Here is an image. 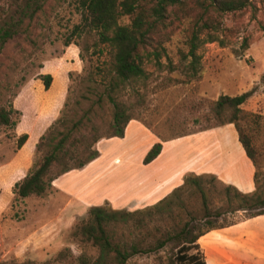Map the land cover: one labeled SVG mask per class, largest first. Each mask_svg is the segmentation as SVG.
<instances>
[{"label": "rangeland", "instance_id": "1", "mask_svg": "<svg viewBox=\"0 0 264 264\" xmlns=\"http://www.w3.org/2000/svg\"><path fill=\"white\" fill-rule=\"evenodd\" d=\"M251 3L241 11L222 16L214 31L221 43L200 45L195 69L189 63L190 57L183 56L187 46L182 25L174 21L167 28L161 57L145 60V75L113 92L126 116L141 121L160 140L188 135L176 143L181 162L185 157L180 152L195 144L196 137H191V132L220 124L231 116L230 109L220 113L214 109L219 96L249 91L250 96L240 106L238 123L251 137L258 170L264 173V0ZM1 28L12 29V35L0 43V107L14 108L10 118L15 125L21 120V112L14 107L16 97L23 102L29 99L31 119L38 113L36 109L47 102L48 89L44 88L42 75L50 74L51 83L53 79L54 86L63 83L66 90L51 125L64 113L67 117L80 112L89 103V88L94 85L101 90L111 77L113 50L88 25L87 13L75 0H0ZM67 42L70 44L66 46ZM72 51L78 53L75 61L66 55ZM96 98L91 96L93 102ZM94 110L98 133H103L112 115V104L107 102L101 109L95 104ZM15 125H0V166L17 152L20 135L15 137ZM48 128L42 135H47ZM83 136H91L87 128L75 134L78 139ZM102 139L94 145L97 158L59 176L66 189L76 194L73 198L77 202L61 200L52 187L41 196L19 198L12 192L13 186L11 192L0 186V264H81L79 257L93 259L98 255V248L77 233L91 206L135 210L148 205L135 189L142 160L135 154L129 156L125 144L129 136L125 142L117 137ZM46 151L42 141L40 149L35 148L29 169ZM209 161L216 164L211 157ZM58 170L59 165L54 164L49 176ZM212 184L219 191L224 183L216 178L209 188V198L220 204V195ZM184 188L186 208L196 209L198 199L193 197V188ZM81 202L91 206L82 208L85 206ZM262 220L241 221L234 227L208 232L210 243L198 241L207 264H264ZM175 221L163 214L154 224L167 230ZM115 230L120 238H132L128 224H119ZM169 255L170 249L166 248L134 256L127 264H161Z\"/></svg>", "mask_w": 264, "mask_h": 264}, {"label": "trees", "instance_id": "2", "mask_svg": "<svg viewBox=\"0 0 264 264\" xmlns=\"http://www.w3.org/2000/svg\"><path fill=\"white\" fill-rule=\"evenodd\" d=\"M75 1L87 13L88 25L98 33L101 42L113 50L111 77L101 90L94 85L89 88V103L80 112L74 111L73 115L67 117L65 113L62 114L47 129V135L40 137L36 150L40 149L43 141L47 151L21 180L14 183L12 192L19 198L45 194L54 179L71 170L80 169L97 158L99 153L94 145L100 139L124 137L125 127L131 118L126 116L124 106L114 100L113 92L144 76L145 60H158L161 57L165 51L163 43L168 36L167 28L174 21L182 25L183 39L187 46L183 56L190 57L189 63L195 69L199 46L214 41L221 43L214 31L222 16L225 13H236L252 4V0ZM11 35L12 29L1 28L0 43H4ZM69 44L67 42L66 46ZM41 80L44 88L48 89L51 75H42ZM92 95H97L95 102L91 100ZM249 96V91L234 96L221 95L215 101L214 109L217 113L231 110V116L220 124H234L238 140L254 167L253 190L242 192L233 185L222 184L218 191L212 184L211 187L220 195V204H217L209 198L212 195L210 184L216 180L215 176L187 173L182 182L163 198L143 208L115 210L91 206L88 218L80 223L77 233L98 248V255L93 259L79 257L81 264H127L134 256L155 254L166 248L170 249V255L161 264H207L198 241L207 240L210 243L208 232L264 215V173L258 170L251 137L238 123L240 106ZM107 102L112 104V115L106 131L98 133V126L94 122L97 115L94 106L97 104L101 109ZM76 104L79 105L78 102ZM14 111L11 105L8 109L0 107V125H15L10 118ZM86 128L91 133L89 138L75 137L76 133ZM26 139L27 134L20 135L16 148H20ZM163 141L166 140L159 139L152 144L142 164L150 163L159 155ZM54 164L59 165V170L49 176ZM185 186L192 187L193 197L198 199V206L194 210H188L182 198ZM163 214L172 221L177 220L167 230L154 224ZM233 214L240 215L234 217ZM119 224L130 225L132 238L127 240L117 236L115 229ZM144 229L146 232H143ZM47 264L53 262L47 261Z\"/></svg>", "mask_w": 264, "mask_h": 264}, {"label": "crops", "instance_id": "3", "mask_svg": "<svg viewBox=\"0 0 264 264\" xmlns=\"http://www.w3.org/2000/svg\"><path fill=\"white\" fill-rule=\"evenodd\" d=\"M66 55L74 61L78 59L76 51L68 52ZM65 95L66 90L63 83L60 86L59 84L54 86L53 79L47 91V102L36 109L38 113L34 115L33 119L28 116V106L31 104L29 99L27 98L23 102L20 97H16L14 107L21 112V120L14 126V134L15 137L27 134V139L17 149L10 161L0 166V186L4 190L11 192L14 183L27 173L36 144L42 133L57 117ZM190 135H192L191 137H196L195 144L193 146L188 145V151L180 152V156L185 157L183 162L179 161L176 143L188 135L163 141L159 155L150 163L140 166V173L137 175L138 183H136L137 187L135 189L139 191L141 200L146 205L163 198L172 188L182 182L183 177L187 173L212 174L224 184L233 185L242 192L253 190L254 167L238 140V134L233 123L200 128L191 132ZM128 136L130 139L125 142ZM122 139H124L128 147L129 156L131 157L135 154L138 156V160H142L152 144L159 141L141 121L134 119L127 123ZM210 157L215 160V165L210 164ZM60 177L52 181L51 187L59 196L58 198L61 200L67 199L69 204L71 200H75L73 197L76 194L70 193L66 189L64 184L61 183ZM82 204L85 206L82 208L91 206L89 203L83 202ZM253 219H263L262 221H264V218L253 217L242 222H248ZM238 224L222 229L231 228Z\"/></svg>", "mask_w": 264, "mask_h": 264}]
</instances>
